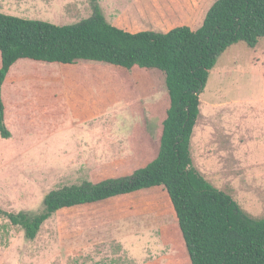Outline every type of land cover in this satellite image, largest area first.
<instances>
[{"label": "rangeland", "instance_id": "rangeland-1", "mask_svg": "<svg viewBox=\"0 0 264 264\" xmlns=\"http://www.w3.org/2000/svg\"><path fill=\"white\" fill-rule=\"evenodd\" d=\"M217 1L199 0L196 30ZM99 3L0 0V13L74 26L89 19L95 5H113L112 0ZM3 94L12 136H0V264H108L109 257L79 253L94 246L96 230L108 228L94 222L102 205L59 211L33 241L11 216L38 214L52 191L128 176L155 160L170 107L165 74L89 61L21 60ZM200 100L191 143L195 169L249 219H264V39L254 49L238 43L222 54ZM160 200L151 202L166 209ZM158 225H150L152 232L158 233ZM133 242L134 252H141ZM150 250L154 259L160 243Z\"/></svg>", "mask_w": 264, "mask_h": 264}, {"label": "trees", "instance_id": "trees-1", "mask_svg": "<svg viewBox=\"0 0 264 264\" xmlns=\"http://www.w3.org/2000/svg\"><path fill=\"white\" fill-rule=\"evenodd\" d=\"M264 39V0H218L203 25L168 33H130L108 24L98 6L74 26H56L0 13V136L11 138L3 88L21 60L50 65L89 61L165 74L170 107L158 156L133 174L83 182L50 192L35 215L11 216L33 241L59 211L164 187L176 212L191 264H264V219H249L224 192L195 169L191 143L201 116L200 96L219 57Z\"/></svg>", "mask_w": 264, "mask_h": 264}, {"label": "crops", "instance_id": "crops-1", "mask_svg": "<svg viewBox=\"0 0 264 264\" xmlns=\"http://www.w3.org/2000/svg\"><path fill=\"white\" fill-rule=\"evenodd\" d=\"M99 2L100 0H96V3L100 4ZM112 2V7H106V10L100 7V10L108 24L125 32L168 33L183 26L195 31L200 26L197 25L199 0H112ZM106 13H110V18ZM155 198H160V201L166 204V209L161 210L155 206L154 202H151ZM98 205H102L101 209L104 208L94 215V222L100 221L99 224L108 228L96 230L93 235L94 246L79 249L81 255L109 257L108 260H104L108 264L191 263L176 212L163 186L79 207ZM149 218L152 220H148ZM144 222H148L146 226ZM133 223H138V226H133ZM157 224L158 233H154L150 225L154 227ZM115 226L118 230L114 229ZM111 227L114 230H110ZM133 240L138 241L145 249L142 248L141 252L135 253L132 248L137 244ZM158 241L162 250L151 259L150 247L154 244L159 245Z\"/></svg>", "mask_w": 264, "mask_h": 264}]
</instances>
